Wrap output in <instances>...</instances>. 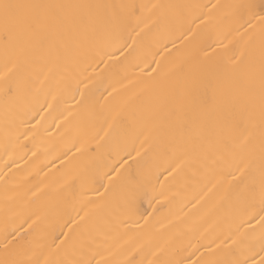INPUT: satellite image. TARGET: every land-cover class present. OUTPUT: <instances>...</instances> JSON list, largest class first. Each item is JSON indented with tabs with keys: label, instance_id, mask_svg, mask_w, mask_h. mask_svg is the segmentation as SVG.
<instances>
[{
	"label": "bare ground",
	"instance_id": "bare-ground-1",
	"mask_svg": "<svg viewBox=\"0 0 264 264\" xmlns=\"http://www.w3.org/2000/svg\"><path fill=\"white\" fill-rule=\"evenodd\" d=\"M0 3V264H264V0Z\"/></svg>",
	"mask_w": 264,
	"mask_h": 264
},
{
	"label": "snow or ice",
	"instance_id": "snow-or-ice-1",
	"mask_svg": "<svg viewBox=\"0 0 264 264\" xmlns=\"http://www.w3.org/2000/svg\"><path fill=\"white\" fill-rule=\"evenodd\" d=\"M38 7L50 6L0 3V15H2L6 27L9 24H21L25 29L38 28L40 26L39 18L28 16L22 12V10L24 9H32ZM9 91H11V89H9Z\"/></svg>",
	"mask_w": 264,
	"mask_h": 264
}]
</instances>
